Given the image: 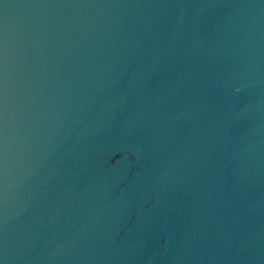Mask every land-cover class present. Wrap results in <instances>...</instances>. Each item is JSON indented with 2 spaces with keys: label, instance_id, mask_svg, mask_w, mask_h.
I'll use <instances>...</instances> for the list:
<instances>
[{
  "label": "water",
  "instance_id": "1",
  "mask_svg": "<svg viewBox=\"0 0 264 264\" xmlns=\"http://www.w3.org/2000/svg\"><path fill=\"white\" fill-rule=\"evenodd\" d=\"M0 264H264V0H0Z\"/></svg>",
  "mask_w": 264,
  "mask_h": 264
}]
</instances>
